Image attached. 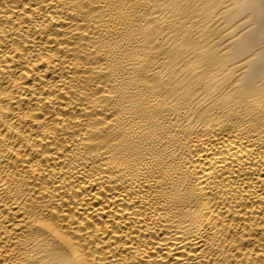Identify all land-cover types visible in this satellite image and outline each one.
I'll return each instance as SVG.
<instances>
[{
	"label": "bare ground",
	"instance_id": "bare-ground-1",
	"mask_svg": "<svg viewBox=\"0 0 264 264\" xmlns=\"http://www.w3.org/2000/svg\"><path fill=\"white\" fill-rule=\"evenodd\" d=\"M0 264H264V0H0Z\"/></svg>",
	"mask_w": 264,
	"mask_h": 264
}]
</instances>
